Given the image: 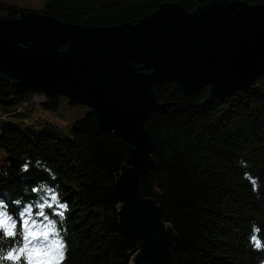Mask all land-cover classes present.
I'll use <instances>...</instances> for the list:
<instances>
[{
    "label": "trees",
    "instance_id": "obj_1",
    "mask_svg": "<svg viewBox=\"0 0 264 264\" xmlns=\"http://www.w3.org/2000/svg\"><path fill=\"white\" fill-rule=\"evenodd\" d=\"M212 1L46 0L38 11L65 22L111 27L135 24L168 2L194 13ZM238 1L264 4V0ZM19 8L0 0V19L17 17ZM67 47L60 45L62 50ZM136 68L146 71L142 64ZM16 89V79L0 71V106L5 116L27 115L20 109L33 102L57 113L66 97ZM151 89L164 106L152 111L144 123L154 142L155 163L138 178L137 187L142 197L156 202L159 217L171 226L166 230H171L174 248L170 264H256V257L264 254L246 245L250 221L264 228V75L220 95L213 94L209 85L188 93L170 81H158ZM84 106L87 110L67 124L65 135L58 128L37 129L26 119L0 123V148L5 152L0 194L15 197L24 183L49 179L36 167L19 175L24 158H31L33 164L37 159L46 162L58 175L57 181L50 182L60 184L72 209L66 264H128L140 240L121 228L124 202L118 198L117 185L132 144L114 130H101L96 110ZM79 112L70 110L73 116ZM240 158L250 167H239ZM244 171L259 177L261 199L243 180Z\"/></svg>",
    "mask_w": 264,
    "mask_h": 264
},
{
    "label": "water",
    "instance_id": "obj_2",
    "mask_svg": "<svg viewBox=\"0 0 264 264\" xmlns=\"http://www.w3.org/2000/svg\"><path fill=\"white\" fill-rule=\"evenodd\" d=\"M18 13L0 19V71L16 79V92L63 94L95 109L101 130L131 142L117 185L124 202L121 228L140 240L128 264H170L171 226L137 187L155 163L144 123L164 106L151 86L170 81L190 93L209 85L220 95L264 75V4L214 0L193 13L168 2L135 24L111 27L65 22L32 9Z\"/></svg>",
    "mask_w": 264,
    "mask_h": 264
},
{
    "label": "clouds",
    "instance_id": "obj_3",
    "mask_svg": "<svg viewBox=\"0 0 264 264\" xmlns=\"http://www.w3.org/2000/svg\"><path fill=\"white\" fill-rule=\"evenodd\" d=\"M237 164L243 169L250 167L243 158ZM33 167L47 173L49 179L24 183L21 194L15 197L0 194V264H66L69 259L71 206L60 184L50 182L57 181L58 175L46 162L37 159L33 164L31 158H24L18 174L25 176ZM242 178L251 185L252 194L261 199L259 177L244 171ZM246 246L264 254V228L256 220L250 221ZM256 264H264V258L258 255Z\"/></svg>",
    "mask_w": 264,
    "mask_h": 264
},
{
    "label": "rangeland",
    "instance_id": "obj_4",
    "mask_svg": "<svg viewBox=\"0 0 264 264\" xmlns=\"http://www.w3.org/2000/svg\"><path fill=\"white\" fill-rule=\"evenodd\" d=\"M2 1H8L17 4L22 9H32L37 10L42 9L45 5L46 0H2ZM77 104V103H76ZM76 109H79V113L75 116H73L70 113V110L72 112H75ZM85 110H87V107L82 105H72L70 104L69 100L64 97L61 103L60 110L57 113L46 111L42 108V106L39 104V102H33V104L30 105H23L20 109V112L27 115H21L17 118H14L16 116L8 115L5 116V111L0 106V123H4L6 121L10 120H16L20 122V119H26L27 123L35 126L37 129H52L57 130L60 129V132L62 131L65 134H68L67 132L69 130L67 129V124H71L72 121L76 120L77 118L83 116ZM64 123H66V126H64ZM5 158V152L3 149L0 148V165L3 162ZM166 227H170V224L164 223ZM139 251V250H138ZM138 251H135L137 253Z\"/></svg>",
    "mask_w": 264,
    "mask_h": 264
}]
</instances>
